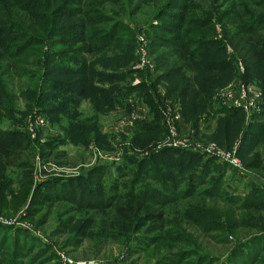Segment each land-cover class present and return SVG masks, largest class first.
I'll return each mask as SVG.
<instances>
[{"label": "rangeland", "instance_id": "rangeland-1", "mask_svg": "<svg viewBox=\"0 0 264 264\" xmlns=\"http://www.w3.org/2000/svg\"><path fill=\"white\" fill-rule=\"evenodd\" d=\"M14 1L0 0V26L8 25L5 18L9 19V16L14 12H19L20 15L22 12H26L24 11L25 7L23 10L16 7L19 3L16 2L14 5ZM91 1L95 2V5L104 13L118 17L117 19L121 18L125 23L124 30L116 36L122 40L117 39L111 47L105 48V51L93 53L100 54L98 60L91 55H87V60L89 65L95 63L99 70L110 67L106 71L113 72L114 68L108 64V61L114 60L107 58L106 54L108 56L111 54H133V59L127 65L117 69L119 72L128 74L125 82L118 86L125 87L126 91L135 86L125 101V105L127 103L130 108L115 107L96 113L91 100L84 99L77 110L68 105L58 109L62 98L60 101L59 98L53 99L55 95L53 97L52 95L56 93H52V89L47 87L43 81L44 78H51L55 74L46 77V67L41 63L39 66L36 65L34 57H28L25 61H21L18 58L22 57H19L18 54H5L6 59L3 62L8 60L17 62L20 64V69L19 73L6 74L0 68V126L6 130L21 131L29 140L30 149L24 152L21 159L25 168L12 167L7 171L11 182L9 187L0 193V226L28 231L40 241L43 247L51 250L53 258L50 256L46 258L48 253H44V255L42 253L35 258L34 262L27 261L29 264H53L58 261L60 264H194V262L202 261V256L206 257L208 261L206 264H230L231 252L239 241L248 242L256 235L264 233V227L261 229L259 226V223H264V221H259L261 216H264V210L250 208L241 210L237 205L243 201L231 204L217 196H211L210 193L203 190L210 188L211 183L208 184V182L214 180L219 170L216 169L211 175L207 174L205 181L196 185L195 182L188 180L191 169L186 163L187 171L184 170L185 167L181 171H176L177 174H180L177 180V191L170 193L162 187L160 181L146 177L143 180L144 183H138L137 187L141 188L143 184H146L160 190V194H151L155 201H145L139 198L127 199L123 194H126L130 186L138 179L136 177L134 179L135 173L130 171L134 169L133 166L125 167L126 159L133 157L134 160H142L154 153H160L165 148L188 151L200 158L196 157L194 162L212 160L219 166H225V187L223 188L232 194H239L242 198L247 196L246 194L251 189L249 186L252 184L264 188V172L254 167H248L244 162L247 159L255 161L256 149L254 145L242 153L243 132H241L238 136L236 135L237 137L235 136L231 147L222 146L212 138L218 126V118L222 115H218L214 119L209 115L211 121L209 125L206 124L208 120L206 117L197 115L196 124L184 115L186 104H183L180 98H169L167 87L169 82L160 78L163 71L157 69L155 61V55L167 49L168 39L172 38L173 29L177 30L176 26L179 24V21L172 15L162 19L156 17L161 14L160 5V9L168 7V0ZM125 1L127 3H124ZM171 1L177 3L176 8H172L171 12L181 16L188 10L187 20H190L191 16L194 17L192 25L184 26V30L188 31L189 38L197 43L206 37L214 38L218 43L211 46V53L216 48H220L221 53L219 52L220 54L216 55V58H222L224 56L221 54H225L228 59L235 61L233 77L225 84L216 87L212 94L211 110L223 106L229 107L227 103L232 104L220 95L230 85L236 90H240L243 84H251L264 90L258 86L256 80H244L245 65L240 59H236V53L225 37V30L231 28L230 20H237L238 15L242 14L245 19L261 21L260 33L264 37V0ZM214 14H218V16L224 14L226 19H218ZM64 20H68L70 23L83 22L77 18L71 20L65 18ZM108 42L111 43L112 39H108ZM34 50L36 49L31 48L27 53ZM143 54H146V65L144 66L141 65ZM25 58L23 57V59ZM206 60L211 61L212 59L206 58ZM143 83L153 87L151 95L158 101L160 123L164 127V132L161 137L155 135L154 131L147 133L145 138L148 142L141 145L135 142V136L138 123L150 121L154 117L150 105L147 118L135 120L133 123L127 122L125 119L133 113V108L128 102L129 97L140 98L148 103L145 95L136 89ZM168 106L181 114L177 128L182 140L187 139L196 145L215 143L223 150H235L242 166H233L216 155L198 150L169 146L159 148V145L170 133L169 127L165 124L164 112ZM263 107L264 105L260 110L250 114L242 109L245 113L243 122L245 129L254 120V115L263 111ZM211 110L206 113L210 114ZM75 111H79L87 119L96 115L95 120L99 124L101 135L107 137V145L98 144L93 135L88 144L75 142L71 139L72 132L65 131L69 124L66 114L69 113L70 116H73ZM60 117L61 119H59ZM183 120L187 122L188 129L182 128L181 121L183 122ZM53 139H57L56 144L48 145V143H53ZM259 150L263 151V146H260ZM174 156H178V154ZM202 157L203 159H201ZM96 166L109 168L110 172L104 179V185L116 184L118 186L121 196L124 197H119L117 203L129 207L132 216L131 222L115 220L111 217L114 212L111 207L96 211V209L89 208L88 203L84 202L74 203L54 198V201L39 203L34 201L32 204L33 188L36 184L54 178H59L63 182L71 178H81L75 183L81 184L85 189L94 190L91 192L93 194L98 193L99 185L90 176ZM118 166L121 167L117 168ZM164 170L165 174L170 171L169 167H164ZM28 174H31L30 185L28 180L27 182L24 180L30 177ZM88 176L90 178L86 179ZM24 182H26L27 190L23 195L21 190ZM159 198L165 199V201L162 203L157 201ZM215 215L222 219L227 215H232L236 220H244L245 225L237 227L235 230L232 228L231 233L218 231L215 228L208 229L205 222H213ZM151 216L161 218V220L155 221ZM1 219L3 220L1 221ZM263 256L261 255V259ZM261 263L257 261L255 264Z\"/></svg>", "mask_w": 264, "mask_h": 264}, {"label": "trees", "instance_id": "trees-1", "mask_svg": "<svg viewBox=\"0 0 264 264\" xmlns=\"http://www.w3.org/2000/svg\"><path fill=\"white\" fill-rule=\"evenodd\" d=\"M16 2L19 3L16 7L21 10L25 7L24 11L26 12H22L21 15L19 12H14V16L10 15L9 19L5 18L8 25L0 26V68L6 74L19 73L20 64L9 60L3 62L6 59L5 54H18L19 57H22L18 58L21 61H25L28 57H34L36 65L39 66L41 63L46 67V77L55 74L51 78H44L43 81L47 87L52 89V93H56L52 95V97L55 95L53 99L59 98L60 101L62 98L58 109L68 105L77 110L84 99L91 100L96 113L115 107L130 108L127 103L125 105V101L135 86L130 87L127 91L125 87L118 86L125 82L128 74L119 72L117 69L127 65L133 59V54H111L110 56L106 54L107 58L114 60L108 61V64L114 68L113 72L106 71L110 67H105L102 69L103 71L99 70L95 63L89 65L87 60V55L98 60L100 54L93 53L105 51V48L111 47L117 39L122 40V38H116L124 30L125 23L121 18L117 19L118 17L104 13L91 0H15L14 5ZM168 2L166 8L160 9V5L161 14L156 17L162 19L172 15L179 21V24L176 26L177 30L173 29L172 38L168 39L167 49L156 54L155 61L157 69L163 71L160 78L169 82L167 86L169 98H180L182 103L186 104L184 115L196 124L197 115H203L202 117L207 119H210L209 115L211 118L222 115L218 118V126L212 138L222 146L229 148L232 146L234 138L243 132L242 153L248 151L251 145H254L256 149L255 161L247 159L244 162L248 167H254L264 172V107L262 112L254 115V120L246 129L243 127L245 113L242 109L223 106L211 110L212 94L216 87L225 84L233 77L235 61L228 59L225 54H221L224 56L222 58H216V55L221 53L220 48H216L211 53V46L218 43L214 38L206 37L199 43L189 38L188 31L184 30V26L192 25L194 17L191 16V19L187 20L188 10L181 16L171 12L172 8H176L177 3L171 0ZM214 16L218 19H226L224 14L222 16L214 14ZM65 18L70 20L77 18L83 22L70 23L68 20H64ZM229 24L231 28L225 30V37L234 49L236 59H240L245 65L244 80H256L258 86L264 89V37L260 33L261 21L245 19L242 14L238 15L237 20H230ZM108 39H112V42L109 43ZM31 48L36 50L27 53ZM23 57L26 58L23 59ZM206 58L212 60L207 61ZM115 64L120 65L114 67ZM148 86L143 83L136 88L145 95L146 102L150 105L154 115L152 120L138 123L135 142L141 145L147 144L148 141L145 138L147 133L154 131L155 135L161 137L164 132V127L160 123L158 101L151 95L153 87ZM209 110H211L210 114L206 113ZM66 115L69 124L65 131L72 132V140L88 144L93 135L95 141L101 146L108 144L107 137L101 135L99 124L95 120L96 115L91 119L84 118L79 111H75L73 116H70L69 113ZM56 141L57 139H53V143H48V145L56 144ZM260 146H263V151L259 150ZM29 149V140L21 131L6 130L0 126V193L9 187L11 182L7 176L8 169L26 167L21 163V159L24 152ZM157 153L142 160H134L133 157L126 159L127 164L124 166H133L134 169L130 171L135 173L134 179L135 177L138 179L130 186L126 194H123L127 199L139 198L145 201H155L151 194H160V190L146 184H143L141 188L137 187L138 183H144L143 180L146 177L160 181L162 187L170 193L177 191V180L180 174H177L176 171H181L186 163L191 169L188 180L195 182L196 185L205 181L207 174L211 175L216 169L219 170L214 180L212 182L209 180L210 188L203 190L210 193L211 196H217L231 204L243 201L237 205L241 210L244 208L264 210V188L252 184L249 186L251 189L246 194L247 196L242 198L239 194H232L223 188L225 187V166H219L212 160L194 162L196 157L200 159L196 154H190V152L180 149L165 148ZM175 154L178 156H174ZM119 167L121 166L117 168ZM164 167H169L170 170L166 174ZM184 170L187 171V168L185 167ZM109 172L107 166H96L90 173L92 179H95L99 185V192L96 194L91 193L94 190L85 189L81 184L75 183L81 178H71L65 182L54 178L38 183L33 188L32 204L34 201L39 203L63 199L74 203H88V207L96 209V211L111 207L114 210L111 217L129 223L132 221L129 207L117 203L119 197H124L121 196L118 186L116 184L104 185V179ZM28 175L30 177L24 180L26 182L28 180L30 185L31 174ZM90 176L86 179H89ZM26 182L23 183L21 190L23 195L27 190ZM157 201L162 203L165 199L159 198ZM151 218L155 221L161 220L155 216H151ZM259 221L263 222L264 216H261ZM244 225V220H236L232 215H227L224 219L217 218L215 215L213 222H205L208 229L215 228L218 231H225V233H231L232 228L235 230V228ZM259 226L262 229L264 223H259ZM42 253L43 255L48 253L46 258L49 256L53 258L51 250L43 247L40 241L28 231L0 226V264H29L27 261L34 262L35 258ZM261 255H264V233L256 235L248 242L239 241L231 252L230 264H255L257 261L264 264V256L261 259ZM206 262H208L206 257L202 256V261L194 262V264H206ZM53 264H60V262Z\"/></svg>", "mask_w": 264, "mask_h": 264}, {"label": "built area", "instance_id": "built-area-1", "mask_svg": "<svg viewBox=\"0 0 264 264\" xmlns=\"http://www.w3.org/2000/svg\"><path fill=\"white\" fill-rule=\"evenodd\" d=\"M142 66L146 65V54L142 57ZM228 102L229 106L234 105L240 109H243L247 114L258 111L264 105V90L255 87L251 84H243L240 90H236L232 85L228 86L224 93H220ZM128 102L133 108L132 115L126 117V121L133 123L135 120H143L149 115V108L140 98H128ZM165 112V124L169 127V134L165 141L159 145L162 147H177L186 148L188 150H198L203 153L216 155L223 161L228 162L236 167H241V161L236 155V151H226L220 148L215 143H209L207 145L193 144L189 141L182 140L179 136L177 123L181 120V114L178 111L172 109L171 106L167 107ZM42 122V121H41ZM129 124V123H127ZM3 219H1L2 221ZM9 222V221H8Z\"/></svg>", "mask_w": 264, "mask_h": 264}, {"label": "crops", "instance_id": "crops-1", "mask_svg": "<svg viewBox=\"0 0 264 264\" xmlns=\"http://www.w3.org/2000/svg\"><path fill=\"white\" fill-rule=\"evenodd\" d=\"M147 105H148V103H147ZM148 106H149V105H148ZM229 107H230V106H229ZM212 119H214V118H212ZM210 122H211V121L208 119L207 122H206V124L209 125ZM181 126H182V128L184 127V128H187V129H188V124H187V122L184 121V120H183V122L181 121Z\"/></svg>", "mask_w": 264, "mask_h": 264}]
</instances>
